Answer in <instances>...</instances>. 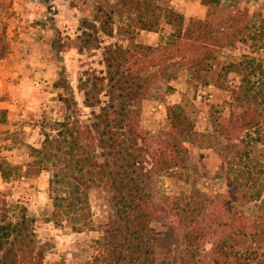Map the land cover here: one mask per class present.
Here are the masks:
<instances>
[{"label": "trees", "instance_id": "1", "mask_svg": "<svg viewBox=\"0 0 264 264\" xmlns=\"http://www.w3.org/2000/svg\"><path fill=\"white\" fill-rule=\"evenodd\" d=\"M236 2L202 0L206 17L188 22L172 7L135 3L132 29L123 27L122 33L133 39L136 30L156 31L163 20L173 28L167 41L107 45L105 71L89 74L79 85L84 107L92 110L89 121H57L41 146L32 147L22 177L50 173L55 223L83 231L93 222L91 192L108 196L109 220L94 240L95 254L84 264H264V162L254 156L258 146L264 148V66L247 53L221 66L218 54L237 43L263 50L264 18L258 14L255 19L246 7L234 9ZM222 10L227 14L220 15ZM107 15L100 30L112 36V16ZM84 25L92 30L85 45L99 41L97 26L88 20ZM6 50L0 33V59ZM173 60L190 79L230 95V113L219 117L215 130L225 142L217 171L227 182L223 193L208 195L194 187L161 199L153 195L154 175L188 169L186 143H194L198 134L179 104L168 107L166 137L158 147L141 127L143 102L154 86L169 80ZM232 73L239 77L235 84ZM0 172L4 180L10 178L4 164ZM33 222L26 205L8 207L2 201L0 264H43L48 248L39 243Z\"/></svg>", "mask_w": 264, "mask_h": 264}, {"label": "rangeland", "instance_id": "2", "mask_svg": "<svg viewBox=\"0 0 264 264\" xmlns=\"http://www.w3.org/2000/svg\"><path fill=\"white\" fill-rule=\"evenodd\" d=\"M147 1L174 8L184 14L187 22L192 18L204 19L207 14L202 0H0V33L7 43L6 54L0 59V164L11 170L7 180L0 172V204L4 200L8 207L26 205L39 243L48 248L43 264H84L91 260L95 254L94 240L102 235V227L109 220L110 203L106 193L94 190L90 194L93 222L89 226L75 231L68 222L55 223L50 173L22 177L31 161V149L41 146L44 133H51L57 121L67 117L70 121H89L92 110L84 107V93L79 85L89 74L105 71L103 56L107 45L129 46L134 40L157 46L167 41L173 28L163 20L156 31L136 30L133 39L122 33L123 27L132 29L135 3ZM237 1L234 9L246 7L252 16L261 14L264 18V0ZM98 7L103 11L98 12ZM107 14L112 16V36L100 30ZM226 14V10L220 13ZM256 16L255 19L259 18ZM86 20L99 29V41L93 40L89 46L83 42L92 32L84 25ZM245 53L257 57L264 66V49L253 52L244 43L218 53L221 66L239 60ZM174 62L169 80L154 86L144 100L141 127L149 143L158 147L166 137L163 132L169 124L168 107L179 104L198 134L194 143H186L188 169L154 175L153 195L161 199L189 193L194 187L208 195L223 193L227 182L217 177V171L226 155L225 142L216 138L215 130L219 117L230 113L226 104L230 95L190 79L188 71ZM229 79L232 84L239 81L233 73ZM254 156L264 162V148L258 146ZM14 167L22 170L16 171Z\"/></svg>", "mask_w": 264, "mask_h": 264}]
</instances>
